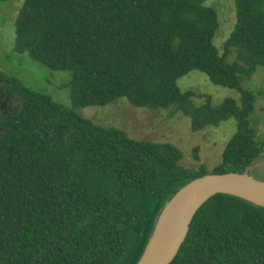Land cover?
I'll list each match as a JSON object with an SVG mask.
<instances>
[{
    "label": "trees",
    "instance_id": "1",
    "mask_svg": "<svg viewBox=\"0 0 264 264\" xmlns=\"http://www.w3.org/2000/svg\"><path fill=\"white\" fill-rule=\"evenodd\" d=\"M21 2L16 53L71 73L70 107L0 71V264H138L167 203L208 175L180 166L179 149L94 124L76 109L125 98L175 105L192 130L237 119L213 174H245L261 149L249 127L255 95L242 86L264 69V0H235L222 46L206 0ZM20 62L22 60L17 59ZM193 71L237 89L197 106L178 80ZM195 148V158L197 156ZM171 264H264V207L218 194L196 213Z\"/></svg>",
    "mask_w": 264,
    "mask_h": 264
},
{
    "label": "rangeland",
    "instance_id": "2",
    "mask_svg": "<svg viewBox=\"0 0 264 264\" xmlns=\"http://www.w3.org/2000/svg\"><path fill=\"white\" fill-rule=\"evenodd\" d=\"M205 4L217 11L220 28L214 41L222 55V46L236 23L235 0H206ZM20 5V1L0 4V71L16 76L28 87L50 95L58 104L70 107L71 73L52 71L26 55L16 53L15 19ZM241 82L255 95L249 127L254 131L255 141L261 149L259 157L245 174L264 182V69L258 68L251 78L242 77ZM177 83L182 92H196L192 100L197 106L210 102L218 107L226 98H234L241 105V94L237 89L216 85L202 72L193 71ZM76 111L94 124L115 127L136 140L172 144L181 154L180 166L192 171L203 168L207 174H213L222 164L225 148L238 128L237 119L232 116L218 126H207L195 132L191 118L178 111L175 105L165 108L135 106L125 98L116 99L106 106H86ZM195 148H198V158H195Z\"/></svg>",
    "mask_w": 264,
    "mask_h": 264
},
{
    "label": "water",
    "instance_id": "3",
    "mask_svg": "<svg viewBox=\"0 0 264 264\" xmlns=\"http://www.w3.org/2000/svg\"><path fill=\"white\" fill-rule=\"evenodd\" d=\"M218 194H230L264 207V182L244 174H208L182 187L167 203L138 264H171L187 239L198 210ZM177 206L173 211L176 201ZM171 211V212H170Z\"/></svg>",
    "mask_w": 264,
    "mask_h": 264
},
{
    "label": "bare ground",
    "instance_id": "4",
    "mask_svg": "<svg viewBox=\"0 0 264 264\" xmlns=\"http://www.w3.org/2000/svg\"><path fill=\"white\" fill-rule=\"evenodd\" d=\"M256 201L260 202V203H264V200H261V199H257V198H254ZM179 199L176 201L175 203V206L173 207V209L171 211H173L175 209V207L177 206V203H178ZM170 211V212H171Z\"/></svg>",
    "mask_w": 264,
    "mask_h": 264
}]
</instances>
